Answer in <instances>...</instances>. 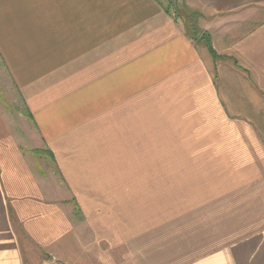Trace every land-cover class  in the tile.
Instances as JSON below:
<instances>
[{"label": "crops", "instance_id": "crops-1", "mask_svg": "<svg viewBox=\"0 0 264 264\" xmlns=\"http://www.w3.org/2000/svg\"><path fill=\"white\" fill-rule=\"evenodd\" d=\"M182 3L220 59L161 0H0V264H264V0Z\"/></svg>", "mask_w": 264, "mask_h": 264}, {"label": "rangeland", "instance_id": "rangeland-1", "mask_svg": "<svg viewBox=\"0 0 264 264\" xmlns=\"http://www.w3.org/2000/svg\"><path fill=\"white\" fill-rule=\"evenodd\" d=\"M161 1L166 5L167 10H169V12L171 14H173V16H176L181 21H183V23L185 25L186 18L183 17L181 13L179 16L176 14L177 12L173 9L172 2L170 0H161ZM182 2H184V0H176V5L178 7H180V9H182V11L185 14L187 13L188 15H192V16L195 15L194 18H191L193 20V24L195 26L194 30L191 33L193 34L194 37L197 38L199 44L204 45V43H203L204 39H206L207 36L210 37V35L206 31H203V28L201 27L202 22L198 23L201 15L199 13L192 11V10H189L185 6V4H183ZM185 28H186V25H185ZM218 59H220V57L217 56V54H216V57H214L213 60L216 61ZM152 95H157V94L153 93V94H151V96ZM146 96H148L147 93H145V96H143V97L141 96L140 98L137 99V102L139 105H137V108H136L137 110L135 111V114L133 116L136 119L135 122L137 121L138 122L137 125L139 126V129H138L139 132L135 133V135H137V136H134L133 135L134 133L133 134L127 133L125 128H124L125 127L124 124H120L119 122L117 124V129L114 128L112 131V132L118 134L119 156L131 155L133 145H136L138 143V141L141 139H146L147 137L149 138V133L147 134L146 133L147 131H143V129H141L142 127H146V119H147L146 117L147 116L143 115V113L147 114V110L149 109V107L153 111L155 110L154 111L155 112V118L156 117L158 118L159 117L158 114H160L166 108H168V111L171 110L172 112H178V114H179V108H180V111H182V108L179 107L180 101H169V100L163 101V100H158V99H148V98H146ZM151 98H153V97H151ZM178 103H179V105H178ZM165 104H168L171 106L165 107L164 106ZM173 105H174V107H173ZM120 108H122V107L120 106ZM122 112L123 111H121V113ZM127 114L128 113L124 111L122 117H126ZM174 119H177V117H174ZM180 119L183 120L182 123H184L186 120H188L187 117H183V118L180 117ZM157 122H159V121L158 120L155 121V123H156V128L154 130L155 135H153V132L150 133L152 138H155V139L181 138L182 132L177 131V129H179V127H181V129L182 128L187 129V127L184 124L173 125V126L167 125L168 126L167 128L166 127L163 128V127H160ZM165 129H167L166 132L164 131ZM108 133H110V129H108ZM185 134H186V136L189 135V137L192 138L193 134H195V133H189L188 134V133L183 132L184 136H185ZM123 200L125 201V197L122 198V196H119V204L124 203ZM90 248H91V252L93 253V255H96L98 250L100 252H102L103 255H108V257H111V255H117V256H119V264H124L123 263V260H124L123 259V252H125L124 247L115 246L114 244H110V243H102V241H100V243L93 242L91 244Z\"/></svg>", "mask_w": 264, "mask_h": 264}, {"label": "trees", "instance_id": "trees-1", "mask_svg": "<svg viewBox=\"0 0 264 264\" xmlns=\"http://www.w3.org/2000/svg\"><path fill=\"white\" fill-rule=\"evenodd\" d=\"M170 1L172 2L173 9L177 12L176 14L179 16L180 13H181L182 16L186 18L185 25H186V29H187L186 32H187L188 37L191 38L194 41L195 40L198 41L197 38L194 37L193 34L191 33L194 30V28H195V26L193 24V20L191 18H194L195 15L192 16V15H188L187 13L185 14L182 11V9H180V7H178L177 5H174L173 0H170ZM203 43H204V46L206 47L207 51L209 52L210 56L212 58L216 57V53L213 50V47L211 45V41H210V37L209 36H207V38L204 39ZM37 153H39V152H37Z\"/></svg>", "mask_w": 264, "mask_h": 264}, {"label": "water", "instance_id": "water-1", "mask_svg": "<svg viewBox=\"0 0 264 264\" xmlns=\"http://www.w3.org/2000/svg\"><path fill=\"white\" fill-rule=\"evenodd\" d=\"M174 5H176V0H173Z\"/></svg>", "mask_w": 264, "mask_h": 264}]
</instances>
